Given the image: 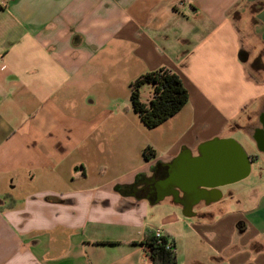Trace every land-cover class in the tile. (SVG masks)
Here are the masks:
<instances>
[{
	"label": "crops",
	"instance_id": "0c3cea01",
	"mask_svg": "<svg viewBox=\"0 0 264 264\" xmlns=\"http://www.w3.org/2000/svg\"><path fill=\"white\" fill-rule=\"evenodd\" d=\"M160 67L188 100L148 128L131 84ZM226 139L245 177L159 188ZM155 228L177 264H264V0H0V264H152Z\"/></svg>",
	"mask_w": 264,
	"mask_h": 264
},
{
	"label": "trees",
	"instance_id": "16d2710c",
	"mask_svg": "<svg viewBox=\"0 0 264 264\" xmlns=\"http://www.w3.org/2000/svg\"><path fill=\"white\" fill-rule=\"evenodd\" d=\"M149 85L152 89L151 98L143 102L140 98V88ZM188 93L180 77L171 69L160 67L145 72L131 84L130 102L134 112L148 128H154L175 113L187 102ZM148 150H145L147 156ZM139 176L136 177V181ZM131 185H115L116 191L124 193ZM168 239L171 247L167 246ZM148 249L152 264H177L175 244L168 234L156 237L153 232L144 235L141 242Z\"/></svg>",
	"mask_w": 264,
	"mask_h": 264
},
{
	"label": "water",
	"instance_id": "95a60500",
	"mask_svg": "<svg viewBox=\"0 0 264 264\" xmlns=\"http://www.w3.org/2000/svg\"><path fill=\"white\" fill-rule=\"evenodd\" d=\"M233 142L235 144L234 150L220 145L212 150L210 156L203 159V163H195L192 161L186 168L175 171L166 175L158 186L163 191L167 188L183 189L191 192L199 193L197 188L201 190L217 189V187L224 184L223 177L229 173H237L235 179L245 177L250 170V156L246 154L241 145L233 140H221V143Z\"/></svg>",
	"mask_w": 264,
	"mask_h": 264
},
{
	"label": "rangeland",
	"instance_id": "374dc122",
	"mask_svg": "<svg viewBox=\"0 0 264 264\" xmlns=\"http://www.w3.org/2000/svg\"><path fill=\"white\" fill-rule=\"evenodd\" d=\"M254 178L250 176L247 178H244L243 180L239 181V185H237V188L241 189L237 195H235V200L238 201V204L235 205L234 209L242 210L245 209L247 206L250 205V196L255 197L259 191L261 190L260 185H256L253 188H250V183L252 182Z\"/></svg>",
	"mask_w": 264,
	"mask_h": 264
},
{
	"label": "built area",
	"instance_id": "2783aa9c",
	"mask_svg": "<svg viewBox=\"0 0 264 264\" xmlns=\"http://www.w3.org/2000/svg\"><path fill=\"white\" fill-rule=\"evenodd\" d=\"M153 233H154V235H155L156 237H161V236L164 235L163 231H162L161 229H159V228H155V229L153 230ZM171 244H172L171 240L168 239L167 246H170V247H171Z\"/></svg>",
	"mask_w": 264,
	"mask_h": 264
},
{
	"label": "flooded vegetation",
	"instance_id": "af4514ba",
	"mask_svg": "<svg viewBox=\"0 0 264 264\" xmlns=\"http://www.w3.org/2000/svg\"><path fill=\"white\" fill-rule=\"evenodd\" d=\"M140 191L146 192L147 191V187L142 188Z\"/></svg>",
	"mask_w": 264,
	"mask_h": 264
}]
</instances>
